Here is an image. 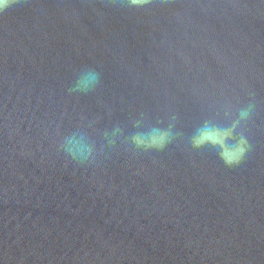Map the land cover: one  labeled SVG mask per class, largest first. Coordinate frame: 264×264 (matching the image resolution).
<instances>
[{
	"label": "water",
	"instance_id": "1",
	"mask_svg": "<svg viewBox=\"0 0 264 264\" xmlns=\"http://www.w3.org/2000/svg\"><path fill=\"white\" fill-rule=\"evenodd\" d=\"M0 264H264V0H0Z\"/></svg>",
	"mask_w": 264,
	"mask_h": 264
},
{
	"label": "clouds",
	"instance_id": "2",
	"mask_svg": "<svg viewBox=\"0 0 264 264\" xmlns=\"http://www.w3.org/2000/svg\"><path fill=\"white\" fill-rule=\"evenodd\" d=\"M85 78L89 81V83H91L95 81L96 75L94 73H89ZM241 116L246 117L247 112H242ZM234 128L235 125H233L232 128H205L204 130L200 131L198 137L194 138V144L196 146H201L204 143L210 142L214 146H220L222 148V158H224L227 163L238 162L246 151L247 141L244 138H241V140L235 146H229L228 141L233 136ZM168 137L169 133L167 131L154 129L149 138L145 139L138 136L134 139L138 145L144 144L148 147H162L167 142ZM67 145L68 150L74 155L78 154L85 158L92 151L91 145L83 139L75 143H73L72 140H68Z\"/></svg>",
	"mask_w": 264,
	"mask_h": 264
}]
</instances>
